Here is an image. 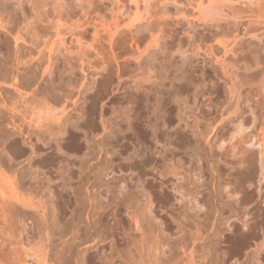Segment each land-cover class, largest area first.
I'll list each match as a JSON object with an SVG mask.
<instances>
[{
    "label": "rangeland",
    "instance_id": "rangeland-1",
    "mask_svg": "<svg viewBox=\"0 0 264 264\" xmlns=\"http://www.w3.org/2000/svg\"><path fill=\"white\" fill-rule=\"evenodd\" d=\"M3 1L16 13V0ZM143 27L134 34H147ZM217 27L212 40L226 39V22ZM0 39V167L11 177L25 173L37 208L27 215L31 241L20 246L29 252L14 247L22 262L122 264L121 252L123 264H258L255 249L245 248L251 221L237 201L248 199L240 175L260 154L251 143L262 126L254 87L229 101L216 61L222 49L209 58L158 48L129 61L116 44L113 53L128 60L117 71L100 40L110 50L105 73L94 62L83 73L80 59L60 49L47 78L45 66L26 70L15 60L34 57V46ZM13 80L19 91L3 84ZM213 88L222 95L210 96ZM105 217L98 229L94 220ZM121 234L130 242L117 243Z\"/></svg>",
    "mask_w": 264,
    "mask_h": 264
},
{
    "label": "bare ground",
    "instance_id": "bare-ground-1",
    "mask_svg": "<svg viewBox=\"0 0 264 264\" xmlns=\"http://www.w3.org/2000/svg\"><path fill=\"white\" fill-rule=\"evenodd\" d=\"M11 1L15 2V0ZM16 1V13L15 11L11 13L12 10L10 11V7H7L9 4L6 6L4 1L0 0V34L12 36L15 48L20 46V43L34 46L33 49H36L34 57L24 61H19L17 58L15 60L18 64H22L26 70H29L31 65L45 66L43 74L47 78L52 75V62H54L56 53L60 49H66L68 52L65 50L64 52L69 53L70 57L75 54L80 59L83 73H85V66L92 67L93 62L96 64L95 66L98 65L101 68L98 70L99 72L105 73L107 70L104 62L107 59H104V54L105 51L106 55L108 54V48L104 51L102 46L106 41L108 43L106 42L105 46H109L112 51L110 56H113L116 70L127 65V59L130 61V57L132 59L139 51L145 54L151 49L160 48L158 49L160 53L161 51L166 53V51H174L176 47H181V49L189 47L191 53L204 54L211 58L215 53L214 50L222 49V57L220 55L221 58L215 56L217 58L215 59L219 62V67L221 66L223 76L229 79V84L226 83L229 101L231 103L233 100H236L237 103L240 102L241 89L245 86L254 87L252 89L255 93L251 96L254 100L253 114L256 118L253 119L258 120L262 126L255 142L251 143V145L259 147L260 154L249 159L248 169L240 175V185H247L249 196L247 201L242 198L237 202L242 211V216L249 217L251 221L250 231L247 235L249 239L245 248H254L255 254L252 255L254 262L264 264V0ZM106 3L107 5L111 4V8L115 9L111 10L108 7L112 11L111 14L104 11L103 7ZM51 4L54 5V8H51ZM108 8L105 9L109 10ZM123 9L127 12L126 14L132 15H127L129 18L132 19L133 17V20L130 19V21L127 17L130 22L128 25ZM221 22H226V27L222 31L226 39L213 41L214 29L216 28V35L218 36L217 26ZM240 25L243 27L242 33L239 29ZM138 27L140 29L143 27L142 29L147 34L135 35L134 30ZM197 28L207 31L208 37L197 35L195 32ZM90 29L93 32L89 34ZM102 35L106 40H103ZM181 36L186 37L185 42L180 39ZM100 40L104 42H100ZM116 44L123 45V54L130 56L129 58L125 56L127 59L123 58L122 63L120 62L122 57L118 53H113L119 49H115ZM161 48L166 49V51L164 52ZM187 48L184 50H188ZM73 49L76 50L73 51ZM0 55L6 59L1 46ZM228 57H230V61L232 60L231 62ZM2 64H4V60L0 59V69ZM111 64L113 63L111 62ZM3 84L6 85L7 89L19 91L17 80H13L12 83L3 82ZM214 89L216 88H213L210 96L222 95L218 89L217 91ZM3 151L5 152V149ZM7 154L5 152L6 157ZM25 179L23 171L16 172L11 177L7 171L0 167V264H23L22 258L15 254L17 250L15 252L14 247L23 246L26 250L24 245L31 241L30 238L24 239L29 226L27 215L30 214L31 210H37V208L29 200L31 190ZM106 217L105 220H94V225L101 229L107 220ZM127 236L121 234L115 237L116 241L119 240L117 243L121 241L130 242L129 236ZM116 241L114 239V242ZM23 247H20L21 250H24ZM119 254L118 256L121 257L119 259L126 262L125 256L122 253Z\"/></svg>",
    "mask_w": 264,
    "mask_h": 264
}]
</instances>
